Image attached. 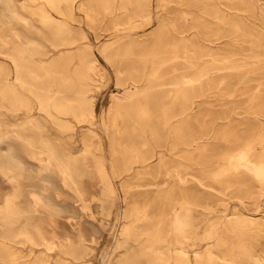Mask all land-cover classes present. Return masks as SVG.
I'll return each instance as SVG.
<instances>
[{"label":"rangeland","instance_id":"obj_1","mask_svg":"<svg viewBox=\"0 0 264 264\" xmlns=\"http://www.w3.org/2000/svg\"><path fill=\"white\" fill-rule=\"evenodd\" d=\"M42 1L15 0V4L28 14L24 3L33 8ZM223 1L229 13L240 19L242 31H234L231 25H220L215 20L210 22L205 18L206 23L203 22V12L196 0H167L161 7L159 0H150L147 9L140 7L139 0H114L113 11L105 9L102 0H89L85 9L79 8L77 2L70 33L59 34L55 24L44 25L34 13L28 15L32 21L28 26L12 16L7 3L0 0V33L10 37V31H15L22 38L4 44L9 47L29 41L42 50L33 52L36 59L49 61L69 47L61 43L64 38L77 36L81 30L85 32L80 42L91 46V54L99 66L96 73L99 85L90 90L97 111L102 102L110 101L107 92H119L132 79L142 86L150 83L155 87L141 93L132 103L123 104L125 110L110 120L109 130L98 128L99 136L92 137L95 141L101 139L106 155L113 158L120 172L114 177L118 200L111 204L106 200L104 184L93 162H79L80 194L64 183L55 169L38 170L31 155L37 147L30 139L45 136L57 143L59 151L70 150L79 155L84 146L83 137H90L86 133L88 123L67 115L74 129L59 128L40 111L36 96L23 85L20 90L29 95V106H11L2 92L6 81H15L14 67L7 53L0 51V135H6L12 123L17 128L1 141L0 151L7 163L19 162L17 170L22 172L16 183L0 171V201L12 195L17 187L15 201L22 211L25 209L23 213L32 216L42 232L59 243L48 250L43 245L19 243L24 253L31 246L36 250L23 264L61 261L72 264L82 244L88 248L84 259L102 264L109 253L115 255L124 250V246H112L115 236H120L123 221L136 222L133 228L139 230L140 239L156 235V230L162 229L172 244L178 245L181 239L178 237L184 234L171 228L169 214L173 200L181 197L197 203L207 217L190 227L186 241L181 243L189 250L194 264L195 250L203 252L213 241L205 234L211 223L224 213L238 219L235 211L244 215L240 218V224L245 226L239 232L240 238L264 253V194L255 195L257 179L243 165L236 168L229 165V157L244 142H250L253 159L264 156V60L245 61L254 54L264 58V6H255V0ZM137 8L149 10L152 16L135 18L131 30L122 29L116 34L115 21H126V13ZM49 10L53 16H59L56 9ZM87 12L94 21L89 20ZM198 22L203 27V39L190 52H185L178 36L192 35L194 28L179 31ZM135 32L148 39L138 42ZM110 42L104 50L103 44ZM71 50L75 55L83 53L76 44H72ZM214 64L222 67L214 68L207 76L205 94L193 97L194 108L183 111L189 106L192 90L177 81L187 71ZM100 72L105 73L103 80L99 79ZM112 72L116 75L112 76ZM52 84L56 86L53 81ZM31 115L38 116L43 127L35 123L25 127ZM70 133L73 137H69ZM153 151H164L163 158L155 155L147 160L146 166L143 160ZM108 166L111 169L109 163ZM217 171L222 174L216 177ZM176 173L183 179L175 176ZM33 193L40 195L44 203L49 202L50 208L43 202H33ZM221 229L230 241L223 246L229 248L237 240L235 233L230 226ZM129 243L138 241L130 239ZM42 252L50 254L47 262L38 260ZM0 264H12L1 249ZM134 264L147 262L141 259Z\"/></svg>","mask_w":264,"mask_h":264},{"label":"bare ground","instance_id":"obj_2","mask_svg":"<svg viewBox=\"0 0 264 264\" xmlns=\"http://www.w3.org/2000/svg\"><path fill=\"white\" fill-rule=\"evenodd\" d=\"M7 3L11 15L17 19L23 20L28 26L32 25V21L28 16L30 13L37 14L38 18L44 25L55 24L56 31L61 34L62 32L71 31V19L74 18V8L78 3V7L85 9L89 0H43L36 7H31L24 3L23 7L29 13H23L20 8L15 4V0H3ZM140 7L147 9L150 7V0H139ZM163 3L167 0H159ZM201 7L203 16L201 20L206 23V19L210 22L214 21L220 25H231L237 31H242V23L240 19L234 18L228 9L223 5V0H196ZM66 2L67 5L63 6L62 3ZM103 7L107 10L114 9V0H102ZM255 6H264V0H255ZM54 8L58 11L59 16H53L49 8ZM121 8L124 5L120 6ZM137 8L133 12L126 13V21H115V32L122 29L131 30L135 26V18L145 17L149 19L152 15L149 10ZM144 11V12H142ZM186 18L188 15H185ZM1 17V15H0ZM87 17L90 21H94V17L87 12ZM217 20V21H216ZM194 28L193 34L185 36L179 35L178 39L183 44V51L190 52L196 43L203 39V27L201 22L187 26L179 32L188 31ZM247 33V31H245ZM137 33V32H135ZM248 33H254L249 31ZM10 37L0 33V51L6 52L11 58L14 67L15 81H6L2 96L9 99L11 106L18 107L19 105L29 106V95L22 93L20 86L23 85L38 100V108L42 111L47 118L53 121L59 128L63 130H73L74 124L66 117L67 115L73 116L79 122H87L88 127L86 133L90 137H83V149L81 154H74L70 150H60L57 143L51 139L40 136L37 140L30 139L29 142L37 147L32 151V156L37 161L38 170L55 169L61 174V180L71 186L77 193H81L80 171L78 169L79 162L85 163L93 162L97 172L104 184V195L106 200L114 204L118 200L117 188L114 183V177L120 175L114 165L112 157H108L105 153L103 144L100 140H93L92 137H98V128L108 131L110 128V120H115L117 116H121L122 109L125 110L123 104L132 103L144 91L153 90V84L148 83L142 86L137 80L132 81L124 86L119 92H107L110 98L109 102H102L100 109H95L93 95L90 90L94 86H98L96 81L98 78L99 66L96 64L94 57L91 54V46L88 44H81L80 39L85 37V32L81 30L77 36L69 35L62 40L61 43L69 44L67 50L63 53L51 58L49 61L43 59H36L33 55L41 52V48L35 47L26 41V44H16L13 46H6L4 43L9 41H19L21 36L18 32L10 31ZM127 34V33H126ZM137 41L148 39L143 34L136 35ZM212 40V39H211ZM72 44H76L78 50L83 53L75 55L72 52ZM110 43H104L103 49L106 50ZM31 52V53H30ZM35 52V53H33ZM264 60L259 55L254 54L251 59H246V63ZM219 64L214 66H206L201 70L194 72H185L182 74L177 83L187 85V88L192 90L189 106H186L183 111L193 109L195 100L193 97L202 96L205 94L204 84L208 82V75L214 68H221ZM8 74V72H7ZM100 80H103L105 73L100 72ZM110 75V74H109ZM116 73L112 72V76ZM115 79V77H114ZM52 81L55 83L53 87ZM164 82V81H163ZM189 90V89H188ZM28 122L24 126L35 123L38 127H43L40 124V119L36 115L27 117ZM82 124V123H81ZM15 123L9 125L6 135H0V149L2 147L1 141L6 136H11L13 130L17 129ZM100 129V130H101ZM10 132V133H9ZM20 134H16L19 137ZM69 137H73L70 133ZM201 137L199 141H202ZM28 139V138H27ZM199 144V143H198ZM11 147V144L8 146ZM199 147V145H198ZM164 151H153L149 157L144 158V163L148 166V159L154 157L163 158ZM6 156V154H5ZM8 161L3 158V153L0 151V171L12 179L14 182H19L22 175L19 167V162L15 165L7 163ZM108 163L111 166L109 169ZM144 165V166H145ZM230 167L236 168L243 165L257 179V189L255 195L260 196L264 194V156L253 159L251 155L250 142H244L238 152L229 157ZM221 171L214 172V176H220ZM42 175V174H41ZM173 175V174H172ZM175 176L183 179V177L176 173ZM200 183H204L201 179L197 178ZM18 193L16 187L14 193L7 196L0 201V249L5 251L9 256L12 264H23L27 262L30 255L36 253L33 246L29 251L24 253L19 247V243L29 242L33 245H43L46 250L53 248L58 241L50 236L45 235L38 227L37 223L33 222V217L23 213L21 208L15 201V196ZM33 202H43L42 197L33 193ZM44 206L50 208V203L43 202ZM21 206V205H20ZM197 203L192 202L187 197L173 200L172 211L170 212L171 228H175L182 235L179 241L180 244L173 245L165 230H156V235H149L144 239H140L139 230H135L130 221H123L120 236H115L113 247L124 246L121 253L113 255L109 253L106 255L102 264H134L141 259H145L147 264H194L189 250L183 241H186L189 228L192 227L199 220L205 221V211L197 207ZM65 208V207H64ZM146 213H144L145 215ZM235 216L238 219L229 217L227 213L221 214L218 218L211 223L210 228L206 230L207 238H212L213 241L209 244L203 252L195 250L194 255L196 264H263L264 253L253 249L252 245H247L243 238H240L239 232L243 231L244 225L240 224V218L244 217L240 211H235ZM253 221V220H252ZM230 226L231 230L235 233V238L229 248L223 246L224 243H230L229 239L222 234V227ZM95 227V226H94ZM93 228V227H92ZM170 229V228H169ZM227 229V228H226ZM96 230V228H95ZM168 231V230H166ZM176 231V232H177ZM130 239L138 241L137 244L129 243ZM111 247V246H110ZM87 246L81 245L72 264H93L92 262L84 259L87 253ZM50 254L41 253L38 256L40 262H47ZM21 260V261H19ZM58 264H65L62 261Z\"/></svg>","mask_w":264,"mask_h":264}]
</instances>
